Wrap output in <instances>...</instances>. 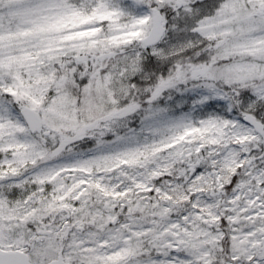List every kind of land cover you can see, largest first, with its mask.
Wrapping results in <instances>:
<instances>
[{"label":"snow or ice","instance_id":"6c2138e0","mask_svg":"<svg viewBox=\"0 0 264 264\" xmlns=\"http://www.w3.org/2000/svg\"><path fill=\"white\" fill-rule=\"evenodd\" d=\"M0 264H264V0H0Z\"/></svg>","mask_w":264,"mask_h":264}]
</instances>
